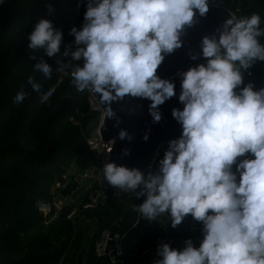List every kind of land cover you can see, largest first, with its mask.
I'll use <instances>...</instances> for the list:
<instances>
[{
  "label": "clouds",
  "instance_id": "1",
  "mask_svg": "<svg viewBox=\"0 0 264 264\" xmlns=\"http://www.w3.org/2000/svg\"><path fill=\"white\" fill-rule=\"evenodd\" d=\"M214 3L86 0L82 25L69 31L75 49L65 45L62 53L71 59H57L56 71L70 75L77 91L92 93L104 119L113 118L110 105L127 96L150 101L148 112L159 122V106L176 92L157 68L182 47L181 36L195 17H204ZM260 25L257 13L232 16L201 38L204 62L178 73L183 107L173 108L171 116L181 134L168 141L155 171L114 162L102 167L108 185L144 197L134 208L149 223L167 214L172 228L188 215L202 224L198 247L191 239L181 249L162 243L154 264H264V87L254 89L251 82L241 87L244 72L264 62ZM26 38L28 49H42L49 58L60 52L62 32L49 19L40 18ZM33 67L51 78L53 68L42 57ZM27 84L39 92L33 77ZM27 95L21 86L13 102L22 103ZM126 137L131 139L120 130L118 138Z\"/></svg>",
  "mask_w": 264,
  "mask_h": 264
},
{
  "label": "trees",
  "instance_id": "2",
  "mask_svg": "<svg viewBox=\"0 0 264 264\" xmlns=\"http://www.w3.org/2000/svg\"><path fill=\"white\" fill-rule=\"evenodd\" d=\"M226 1L237 17L257 13L264 28V0ZM85 4L86 0H4L0 4V264H106L96 256L95 245L101 227L113 225L127 233L125 264H136V256L159 238L191 239L195 247L200 243L187 233L190 215L175 228L166 220L167 214L158 217L159 222L144 220L134 208L144 197L126 208L121 200L109 199L97 217L101 227L87 248L67 219L71 208L64 207L50 226L44 224L39 205L53 199V187L70 172L74 159L89 155L85 136L99 122V113L90 109L89 91H77L70 75L56 71L57 59H71L62 53L65 45L75 49L69 31L82 25ZM40 18L49 19L62 32L60 52L51 58L42 49L27 47L26 37ZM259 39L264 43V37ZM41 57L53 68L51 78L34 70ZM29 76L40 84L39 92L27 84ZM171 81L179 93L180 78ZM249 82L254 89L264 87V62L244 72L241 87ZM21 86L28 95L17 104L13 98ZM52 86L54 94L43 101ZM166 148L167 144L162 155Z\"/></svg>",
  "mask_w": 264,
  "mask_h": 264
},
{
  "label": "water",
  "instance_id": "3",
  "mask_svg": "<svg viewBox=\"0 0 264 264\" xmlns=\"http://www.w3.org/2000/svg\"><path fill=\"white\" fill-rule=\"evenodd\" d=\"M226 18L228 17L222 16L218 10H209L204 17L196 16L194 24L187 27L181 36L182 47L165 56L156 74L162 79H168L180 66L192 60L191 56H199L201 38L214 34ZM89 95L98 104L96 97L90 92ZM146 104V99L126 96L110 105L115 115L111 119L105 118L101 126L103 138L113 142L110 162L138 168L152 157L157 143H168L181 134L180 125L171 116V110L176 108L173 102L169 101L161 107V120L156 123L153 122ZM120 130H125L131 139H119ZM145 135L148 136L146 141L143 139ZM125 151L127 155L124 154ZM60 198L58 195L57 199Z\"/></svg>",
  "mask_w": 264,
  "mask_h": 264
},
{
  "label": "built area",
  "instance_id": "4",
  "mask_svg": "<svg viewBox=\"0 0 264 264\" xmlns=\"http://www.w3.org/2000/svg\"><path fill=\"white\" fill-rule=\"evenodd\" d=\"M209 10H218L222 16L237 17L235 11L230 9L226 0H215V3L210 6ZM197 60H190L186 64L179 67L178 71L171 77L169 80H174L180 78L178 73L186 71L189 67H194L197 63H203L204 60L197 56ZM67 62V61H66ZM55 86H52L46 91L43 97V101L48 100L54 94ZM178 95L176 93L172 98H170L165 103L171 101L174 103L176 108H180L182 104L178 102ZM92 98H89L90 109L92 112L99 113V122L98 124L91 128L85 138L87 148L89 153L95 159V166L90 168V173L95 177V186L91 188L88 193L87 199L82 201L77 210L72 211L68 214L67 219L72 221V218L75 217L77 212H87L99 209L107 205L109 199L115 198L119 200H129L135 194L133 192H122L110 185L107 184L103 179L101 173L102 167L105 163L110 162L111 153L113 150V142L106 141L101 134V126L104 121V113L100 107L99 110L92 103ZM95 102V101H94ZM96 103V102H95ZM150 101H147V109ZM164 103V104H165ZM97 104V103H96ZM163 104V105H164ZM98 105V104H97ZM163 105L159 106V111ZM99 106V105H98ZM73 124H78L75 120L71 119ZM168 143H157L153 155L150 159L145 160L138 169L143 172L155 171L157 166V161L162 158V151ZM132 168V167H131ZM64 197L57 199L53 197L51 201L42 202L38 211L44 219L47 217L59 213L63 209V200ZM130 207V206H129ZM188 234H198L202 233V224L193 219L188 224L187 227ZM127 233H121L117 229H108L104 230L101 234L100 239L96 242L95 245V254L98 258L104 260L106 264H125V258L127 256L125 252V240ZM184 239L174 237V238H159L156 240L153 246L145 249L140 255L136 256V264H154V262L159 259L157 256V248L162 243H168L170 247L181 249L184 246Z\"/></svg>",
  "mask_w": 264,
  "mask_h": 264
},
{
  "label": "rangeland",
  "instance_id": "5",
  "mask_svg": "<svg viewBox=\"0 0 264 264\" xmlns=\"http://www.w3.org/2000/svg\"><path fill=\"white\" fill-rule=\"evenodd\" d=\"M66 62V61H65ZM82 63V62H78ZM95 159L89 153L88 156L82 158H76L73 161L70 172L62 178L61 182L55 184L51 191V197H57L60 195L65 199L61 200L64 207L71 208V211L77 210L84 198L88 196L91 188L95 186V177L90 173V168L95 166ZM124 207H131L138 201L135 195L129 200H121ZM137 203V202H136ZM103 207H100L97 211L92 210L89 212H77L75 217L72 218L73 224H75L76 234L78 239H82V247L87 248L91 242L93 235L99 230L98 216L100 215ZM61 212V211H60ZM59 213H55L46 219L44 224L46 227L53 224L59 217ZM87 215V216H86ZM116 228L113 226L101 227V230H108Z\"/></svg>",
  "mask_w": 264,
  "mask_h": 264
},
{
  "label": "crops",
  "instance_id": "6",
  "mask_svg": "<svg viewBox=\"0 0 264 264\" xmlns=\"http://www.w3.org/2000/svg\"><path fill=\"white\" fill-rule=\"evenodd\" d=\"M65 199V198H64ZM138 199V201H139V199L140 198H137ZM138 201H136L137 203H138ZM136 202L134 203V204H136ZM132 207V206H131ZM190 236H192L193 237V240H194V242H200L201 240H202V233H198V234H189Z\"/></svg>",
  "mask_w": 264,
  "mask_h": 264
},
{
  "label": "bare ground",
  "instance_id": "7",
  "mask_svg": "<svg viewBox=\"0 0 264 264\" xmlns=\"http://www.w3.org/2000/svg\"><path fill=\"white\" fill-rule=\"evenodd\" d=\"M92 103H93V105L96 107L97 110L100 109V106H98V105L94 102V100H92Z\"/></svg>",
  "mask_w": 264,
  "mask_h": 264
}]
</instances>
